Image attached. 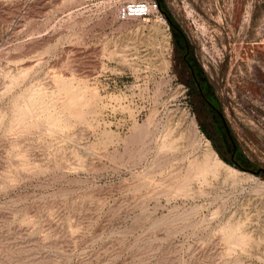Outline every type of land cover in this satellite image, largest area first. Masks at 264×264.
Segmentation results:
<instances>
[{
  "label": "rangeland",
  "instance_id": "obj_1",
  "mask_svg": "<svg viewBox=\"0 0 264 264\" xmlns=\"http://www.w3.org/2000/svg\"><path fill=\"white\" fill-rule=\"evenodd\" d=\"M132 1L0 0V264H264V0Z\"/></svg>",
  "mask_w": 264,
  "mask_h": 264
},
{
  "label": "built area",
  "instance_id": "obj_2",
  "mask_svg": "<svg viewBox=\"0 0 264 264\" xmlns=\"http://www.w3.org/2000/svg\"><path fill=\"white\" fill-rule=\"evenodd\" d=\"M160 9L156 0H140L132 1L122 5L118 11L117 16L120 20H127L130 18H145ZM163 18V16H161Z\"/></svg>",
  "mask_w": 264,
  "mask_h": 264
},
{
  "label": "bare ground",
  "instance_id": "obj_3",
  "mask_svg": "<svg viewBox=\"0 0 264 264\" xmlns=\"http://www.w3.org/2000/svg\"><path fill=\"white\" fill-rule=\"evenodd\" d=\"M193 125H195V122L193 121V123H192ZM206 142H207V147H208V150H209V152H211V153H213V154H215V156L217 155V153L213 150V148L211 147V145H210V142H209V140H206ZM192 146V145H191ZM176 147V146H175ZM178 148V147H177ZM176 148V149H177ZM176 149H174V150H176ZM178 150V149H177ZM176 150V151H177ZM181 151V150H180ZM218 157V156H217ZM171 159V158H170ZM177 160V159H176ZM175 161V160H174ZM222 166H225V167H227L228 169H230V170H232V171H234V172H240V171H238L236 168H234L233 166H231V165H229V164H227V163H225L224 161H222V159H220L219 157H218V160H217ZM168 162H170V161H167V163ZM190 162V161H189ZM201 163V162H200ZM192 165H194L195 166V174H193L192 173V171H191V169H192ZM206 170V165H203V164H199V166H197V168H196V165H195V162L194 161H191L190 162V167L188 168V172H186V176L183 178V180L181 181V186L182 187H186V185L190 182V180H192L193 178H194V176L196 175V174H200V173H203L204 171ZM151 181V180H150ZM193 181V180H192ZM145 182V181H144ZM145 183H149V181L147 180V182H145Z\"/></svg>",
  "mask_w": 264,
  "mask_h": 264
},
{
  "label": "flooded vegetation",
  "instance_id": "obj_4",
  "mask_svg": "<svg viewBox=\"0 0 264 264\" xmlns=\"http://www.w3.org/2000/svg\"><path fill=\"white\" fill-rule=\"evenodd\" d=\"M189 67H190V69H191V74H192L193 80L195 81V83H196V85H197V87H198V89H199L201 95L204 97L205 100L208 101V102H207V105L210 107L212 104H211V102L208 100V98L205 96V94L203 93V88H202V86H201V82H200V80H199V78H198V76H197V73H196L195 68H194L191 64H189Z\"/></svg>",
  "mask_w": 264,
  "mask_h": 264
},
{
  "label": "trees",
  "instance_id": "obj_5",
  "mask_svg": "<svg viewBox=\"0 0 264 264\" xmlns=\"http://www.w3.org/2000/svg\"><path fill=\"white\" fill-rule=\"evenodd\" d=\"M159 6H160V8L162 9V6H161V4H160V2H159ZM167 15V14H166ZM168 21H169V23H170V25H171V27H172V29L174 30V31H176L177 30V28H176V26H175V24L170 20V18L168 17ZM206 101V103L208 102L207 100H205ZM204 131H206L207 132V130H205L204 129Z\"/></svg>",
  "mask_w": 264,
  "mask_h": 264
},
{
  "label": "water",
  "instance_id": "obj_6",
  "mask_svg": "<svg viewBox=\"0 0 264 264\" xmlns=\"http://www.w3.org/2000/svg\"><path fill=\"white\" fill-rule=\"evenodd\" d=\"M255 173H260V170L259 171H256Z\"/></svg>",
  "mask_w": 264,
  "mask_h": 264
}]
</instances>
